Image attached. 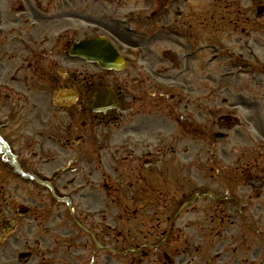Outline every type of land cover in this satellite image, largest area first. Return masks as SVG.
Here are the masks:
<instances>
[{
  "label": "flooded vegetation",
  "instance_id": "1",
  "mask_svg": "<svg viewBox=\"0 0 264 264\" xmlns=\"http://www.w3.org/2000/svg\"><path fill=\"white\" fill-rule=\"evenodd\" d=\"M122 1L81 0L80 4L79 0H50L48 6H43L40 1L25 0L21 4L16 2V5H21L20 12L23 13L17 19L23 21L25 25L22 28L27 31L22 33L21 30L5 28L1 33L0 46L4 45L7 49L5 55L12 73L8 80H2L0 73V98L6 99L15 92L22 93L29 102L39 107L46 118V131L52 142L49 152L55 155L61 148H67V151L74 148L76 154H83L84 160L77 161L75 165L74 180H78L85 172L81 170L84 167L89 168L88 175L91 178L98 169L103 168L99 153L102 147L98 150L89 146V153H94L98 158L93 161L87 160V148L80 144L86 142L87 135L94 130L92 128L102 123L101 115L93 113L91 105L94 91L102 87L104 71L98 63L70 57L68 52L72 43L78 39L106 34L111 42L123 41L114 27L117 9ZM187 1L158 0L163 22L183 18L184 13L180 8ZM191 15L197 26L194 36L200 35L199 25H202L206 26L210 40L230 38L239 41L246 36L256 42L259 39H256V34H261V26L264 24V0H206V5L197 7ZM42 23H46L51 31L58 28L57 38L63 41L59 47L55 45L52 36L41 42L37 40V28ZM23 78L26 80L22 82L25 84V91L21 92L22 83L19 80ZM116 83L117 80L114 79L111 87L122 89ZM72 92L74 97H70ZM140 95V91H137L132 93L130 99L139 103ZM59 96L66 98L58 99ZM116 100L120 107L112 112V119L119 121L120 111L124 109L122 105L127 101L118 89ZM130 110L133 114L134 109ZM86 114L91 116L90 129L86 128ZM229 120L232 118L228 116L226 121ZM148 132L146 119L143 117L137 120L132 117L117 129L113 135L117 141L113 146L114 159L109 166L110 172H107V176L97 178L104 182L103 186L107 190V201L102 202L109 207L107 210L112 205L116 209L110 222L114 232L104 230L100 224H91L89 229H78V236H74L73 231L66 230L58 237L64 239L67 248L75 244L85 252L89 245L96 250L111 247L117 253L119 248H130L128 254L131 255L127 258L130 261L127 264H142L143 260L144 264H215L213 253L209 252L221 248L225 238H230L224 236L231 226L230 208H227L224 200H218L217 208H210L211 205L201 209L195 206L177 208L178 203L181 204L197 191L194 181L211 182L214 177L199 179L196 175L198 167L194 162L193 176L180 167L179 177H174L173 181H170L171 178H164V163L159 155L163 153L165 145L159 139L160 135L157 137L158 144H152ZM258 154L256 159H261L262 153ZM155 156H158V160H151ZM77 157L80 158V155ZM249 166L250 163L246 161L235 162L239 173ZM262 172L264 171L256 169L253 173L255 176L244 179H250L249 184L252 185L260 184ZM159 179H163V182ZM217 179L226 183L225 179L229 180L230 177L218 176ZM151 184H155V187L152 188ZM157 184H161L160 187ZM168 184L176 185V191L167 192L164 186ZM152 189L160 191V199L156 201L158 207L146 211L149 219L142 221L143 225L138 230L141 234L137 235L142 240H136L134 217L143 212L136 207L147 193L150 195ZM190 215L192 219L188 217ZM105 220L104 217L102 221ZM20 228L17 225L13 231H7V228L2 230L0 264H38L54 254L55 248L47 242L49 239L54 243L56 238L54 231L50 230L52 227H45L43 234H39V231L32 232V243L25 239L31 232L20 231ZM214 234L219 236L218 239H214ZM135 248H145L142 249L143 258H138L137 263L133 253ZM23 253H28V259H23ZM93 255L95 258L99 257L98 251Z\"/></svg>",
  "mask_w": 264,
  "mask_h": 264
},
{
  "label": "rangeland",
  "instance_id": "2",
  "mask_svg": "<svg viewBox=\"0 0 264 264\" xmlns=\"http://www.w3.org/2000/svg\"><path fill=\"white\" fill-rule=\"evenodd\" d=\"M18 1L25 2L24 0ZM38 1H41L43 6H48L47 3L50 0ZM79 1L81 4V0ZM0 2L2 3L3 0H0ZM1 3L0 8L2 10V15H5L4 25L7 30L17 29L21 30L22 33L26 32L27 30L22 28L25 25L23 24V21L18 20L13 14L14 3L4 1V6L2 5V7ZM128 5L132 6L131 9H134L136 12L143 10L145 7L142 0H130ZM188 19L191 18L189 17ZM138 20L139 21L130 24V27L135 29L136 32L134 33L136 35H134L133 32H130L129 35L126 34L124 36H126L128 40L133 41V43H137L139 40H142L143 35L148 36L150 34L146 32H154L156 40L152 43L146 44V55L148 57L146 60L148 61V64H151L154 69L163 74L162 79L180 80L184 83L185 87L184 91L181 92L180 95H176L175 99L170 104H166L167 102H165L168 94H166V98L160 96L158 93L154 95L155 97H151L150 107H154V102L156 100L157 103L155 106L159 109L154 107L151 111L149 127L152 130H162L163 134L166 135L164 138L168 143L165 157V162L168 164L167 176H175V163L183 159L190 160L192 153L195 152L198 147L202 151L204 148L208 149L209 147L205 140L208 142L209 135L218 130L225 132L222 127L213 124L211 119L212 116L207 113V106H213L214 102L220 104L222 98L227 99L228 102L226 106L232 104L242 105L239 116L242 117L241 119H243L245 123L240 124L238 121V125L231 132L228 140L225 139L218 142L214 149L210 147V150L205 152L206 155H204V157L207 156L210 160H213V158H211L212 150L219 152L222 149L227 151L229 159H236L238 156H241L242 160L251 163L252 166L247 169V173L252 174L256 169L258 171H264V154L261 159H256L258 156L257 136L259 131H261L264 136V100H255L259 91H262L264 94V73L253 81H248L249 77L243 75H238L236 78H232L234 81L229 78L220 79L219 73L224 69L222 66V60H217L207 67L206 60L210 56L207 51H202L201 53L187 57L185 56L186 53L194 50V45H192L193 41L190 38H184L183 36L175 39L165 35L166 40L164 41L162 37L161 39L159 38L161 34L159 33L160 27L158 23L155 21L147 23L144 22L143 18H139ZM185 26L188 28L193 27L191 25ZM57 29L58 28H55L54 31H51L48 30L46 23L40 24V27L37 28L39 33L37 40L41 42L48 38L50 39L51 36H55ZM196 30L197 26L195 25L194 31ZM203 32H205V30ZM132 36L135 38H132ZM206 37L207 36L201 37L200 39L203 38L201 41L205 42ZM62 42L63 41L55 42V44L59 47ZM262 42L263 51L264 37H262ZM162 49H166L163 54L161 51ZM6 50L7 49L4 45L0 46V73L2 74V80H8V76L12 73L11 65L8 63L7 56L5 55ZM103 75L104 81L106 82H111V80L115 78L117 80V86L125 85L124 78L120 72L117 73L116 77H113L111 74ZM124 76H126V74H124ZM128 76H135V74L131 73ZM120 77L122 78L121 83L119 81ZM19 81L22 83L26 80L23 78ZM128 82L130 81L128 80ZM15 85L18 84L16 83ZM20 87L21 92H24L25 84H20ZM123 90L129 92V89L124 88ZM1 99L0 110H2L0 111V117L6 118V116H9L12 118L13 125L9 127L8 132L12 137H15L18 140V145L23 147L26 161L30 163L39 155L36 152L35 147H33V141L31 143V140H28L25 128L22 127V124L26 121V115L31 112L36 113V110H39V107L32 102H29L22 93H11L6 99ZM245 101L247 103H244ZM129 106V103L125 106L127 110ZM34 122L36 124L35 114ZM195 127L196 129L194 131H198L199 134L202 135V138L199 139V141H193L191 137V129ZM107 128L110 130L111 126L108 125ZM35 129L36 125H33V131H36ZM176 137H178V141ZM105 140L106 139L103 137V141ZM92 143L94 144V142ZM87 144L88 142L86 140L85 146ZM87 153H89V151H87ZM103 157L104 161H111V158L109 159L107 154H103ZM43 162L44 161L41 160L42 165ZM47 167L50 168V165ZM2 168H0V212L3 211L6 217L13 216L18 220L22 229L32 225H45L52 227L51 229L56 234H63L64 231L70 230L73 231L74 236L79 235L76 228L77 226L75 225L76 223L74 224L71 221L69 214L62 207L50 203L46 190L36 185L22 182L19 179L17 180L14 178V174L8 172L7 167ZM43 168H46V166ZM97 176L99 175L97 174ZM236 179L237 177L235 176L228 181L226 179V183L218 181V184L233 187L232 185H228V183L235 182ZM262 179H264V172H262ZM65 184L66 182L64 181L63 185L65 186ZM75 184L76 183L71 186ZM259 186L260 185H257V189ZM243 190L248 192L247 190L249 189L244 187ZM261 192H263L262 201H253L251 206V209L255 211L258 216V220H260L262 227L261 233L257 235L258 237H255L253 232H247L251 231V229L245 224L230 228L228 235H224L230 238H225L223 241L222 247H225V249L221 252V259L218 260L222 262V264H244L242 260L244 255H246L247 260L245 261V264H264V188ZM79 200L83 202L82 199ZM91 205L94 207L96 203ZM24 208H26L28 212L22 217L19 213L20 210ZM0 216L3 215L0 213ZM218 237V235L214 234V239H218ZM47 242H49V239ZM50 245L55 246L54 254L51 255V257L46 258L41 264H51L56 259H61L62 261L65 259L66 262L63 264H74L73 261L67 258V251L73 255L78 251H81V248H77L75 244H71V246L68 247L69 249H67L62 238H57L54 241V245ZM142 249L145 248H136L133 253H138L139 251L141 253L143 251ZM95 251H98L100 256L99 260L93 255ZM82 252L81 255H77L76 264H97V262L99 263L101 261L114 263L117 259L119 260V257L117 258V256L111 258V260L107 259L104 257V252L102 250H96L91 245L86 248V252ZM211 252L212 251H210L209 254ZM140 253L134 256L135 261L141 256ZM122 257L124 258L125 255ZM238 259L241 260V262H238ZM119 264H123L121 258Z\"/></svg>",
  "mask_w": 264,
  "mask_h": 264
}]
</instances>
